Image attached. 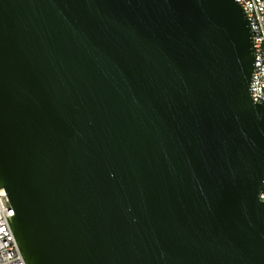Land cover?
I'll return each instance as SVG.
<instances>
[{"label":"water","instance_id":"water-1","mask_svg":"<svg viewBox=\"0 0 264 264\" xmlns=\"http://www.w3.org/2000/svg\"><path fill=\"white\" fill-rule=\"evenodd\" d=\"M253 46L234 0H0L27 264H264Z\"/></svg>","mask_w":264,"mask_h":264},{"label":"built area","instance_id":"built-area-1","mask_svg":"<svg viewBox=\"0 0 264 264\" xmlns=\"http://www.w3.org/2000/svg\"><path fill=\"white\" fill-rule=\"evenodd\" d=\"M245 11L254 40V70L251 96L264 106V0H234ZM264 202V186L260 194ZM15 212L4 189H0V264H27L14 234L11 219Z\"/></svg>","mask_w":264,"mask_h":264}]
</instances>
